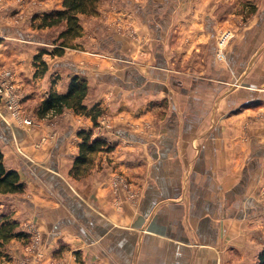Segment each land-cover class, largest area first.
Here are the masks:
<instances>
[{
	"label": "crops",
	"instance_id": "0c3cea01",
	"mask_svg": "<svg viewBox=\"0 0 264 264\" xmlns=\"http://www.w3.org/2000/svg\"><path fill=\"white\" fill-rule=\"evenodd\" d=\"M188 1L123 0L136 39L99 37L79 56L50 65L41 91L64 94L80 76L88 82L83 104L89 113H60L49 146H33L44 128L0 119L5 164L26 187L13 204L14 216L21 232L41 238L42 258L33 264H264V127L246 125V108L262 100L236 98L231 80L234 71L259 64L248 59L243 67L248 35L228 49L225 62L218 60L215 15H206L204 26L183 13L170 19ZM221 1L201 4L218 7ZM257 29L264 33V25ZM8 30L0 19V37ZM207 40L212 60L205 76L171 73L173 60L185 63L186 49L201 50ZM258 73L264 80L263 65ZM94 108L104 111L97 125ZM83 131L114 148L91 153L78 171ZM15 135L30 158L10 145ZM5 245L25 253L23 241Z\"/></svg>",
	"mask_w": 264,
	"mask_h": 264
},
{
	"label": "rangeland",
	"instance_id": "374dc122",
	"mask_svg": "<svg viewBox=\"0 0 264 264\" xmlns=\"http://www.w3.org/2000/svg\"><path fill=\"white\" fill-rule=\"evenodd\" d=\"M225 1H221L219 6L215 7V4L213 6L208 5V3L201 4V0H190L179 8L176 14L172 13L170 19L183 13L186 20L198 19L204 26L207 18L205 16H208V14L215 15L218 19L217 39L215 37L216 56L220 62H225L227 59L228 49H231L237 43H243L247 35L249 36L251 44L249 48L244 50L246 60H244L243 67L247 68L246 61L248 59L256 61V65L257 63L259 65L255 68L253 64L247 70L234 71L231 80L235 85L233 90H238V93H234L236 98L252 94L256 97L260 96L259 98L262 101L253 103L246 108V112H249L246 125L264 127V87H261L264 80L258 81V76L255 75L258 73L260 66H264V33L263 30L257 29L259 26L264 25V22L261 24L264 20V0ZM213 7L215 8L213 9ZM62 8L63 0H0V19L3 21L4 27L9 28L8 31L10 32L9 35L5 34L0 37V44L5 41L2 44V50L4 51L0 49V119L4 118L6 123L14 124L16 127L26 124L44 128L45 134L39 136L33 144L37 150L51 144L60 126V113H49L45 117L38 114L41 103L48 96L47 93L44 94L41 91L39 82L45 78L50 65H53L56 61L59 62V59H65L69 54L70 56H79L83 51H87L86 49L93 48L99 37H108L109 39V36H117L129 40L138 37V32L133 24L129 22L128 14L122 10L123 0H99L96 9L92 13L79 14L82 35L72 40L70 46L61 49L63 39L60 38V35L67 28V23L63 22L53 27L39 28L40 19H37L36 16ZM212 10H214L213 13ZM170 12L172 11L170 10ZM253 27L254 29H251ZM171 30H173L174 37H177L175 31L177 26ZM173 38L170 39L171 48L177 44V40ZM211 40H214V36ZM144 42L147 46H150L152 39L150 37L145 38ZM109 43L112 47L113 41L110 40ZM185 44H188L187 39L183 47H185ZM209 44V40H207L206 44L201 45V50L187 48L186 53H184V55H188L186 62L181 64L177 59L173 60L171 73L178 77L188 78L205 76L210 70L209 62L212 60V55L209 53ZM56 48L64 50V54L49 53ZM43 51H48V53H42ZM41 53L43 60L48 65L45 73L41 72L42 66L35 59ZM233 57L236 64L237 58L236 56ZM80 62L82 63V61ZM213 75L215 76L217 73L214 72ZM250 80L255 86L246 85L248 82L251 84ZM102 112L101 116L103 117L104 111L102 110ZM105 123H107L106 126L111 124L108 121H105ZM1 125L2 121L0 122ZM100 125L102 126V123ZM10 145L14 147L15 152L21 158H30V153L24 149L16 135ZM82 172L85 174V169L81 171L80 175ZM11 194H15L16 197L14 199L5 198L11 196ZM19 194L21 193L4 194L0 192V201H3L0 218L9 217L16 220L19 224L16 230L21 232V221H18V218L14 216L15 211L13 209L14 202L19 201ZM40 239L39 234H31L23 238H11L7 244L9 245L13 240L18 241L20 244L23 241L25 253L21 255V246L13 251V249L7 250V245H4L0 247L1 250L6 251L3 258L4 263L33 264V262L36 263L35 261L38 263L42 258V253L39 250Z\"/></svg>",
	"mask_w": 264,
	"mask_h": 264
},
{
	"label": "trees",
	"instance_id": "16d2710c",
	"mask_svg": "<svg viewBox=\"0 0 264 264\" xmlns=\"http://www.w3.org/2000/svg\"><path fill=\"white\" fill-rule=\"evenodd\" d=\"M99 0H63V8L37 15L40 19L39 28L53 27L63 22L67 23V28L61 33L63 39L61 49L70 46V42L82 35L81 24L79 20L80 13H92ZM54 49L50 54L63 55L64 50ZM46 51V50H45ZM43 51L42 53H48ZM42 53L35 59L42 66V73L48 69L46 61L42 58ZM88 93V82L86 79L75 76L69 85L68 92L62 94L52 91L41 103L38 114L45 117L49 113H62L66 108L74 109L77 112L87 113L88 110L83 104V100ZM89 113V112H88ZM91 113V112H90ZM93 120L97 125V119L102 115V110L94 108L92 111ZM83 142L80 144V154L76 159V169L79 171L80 166L89 159V155L97 151H111L114 144L106 138H94L93 132L83 131L80 133ZM77 171V172H78ZM26 187L21 181L20 174L15 169L7 168L4 160V153L0 147V192L1 193H23ZM19 224L16 220L9 217L0 218V247H3L11 238H23L28 234L17 231ZM5 252L0 249V260L4 257Z\"/></svg>",
	"mask_w": 264,
	"mask_h": 264
}]
</instances>
